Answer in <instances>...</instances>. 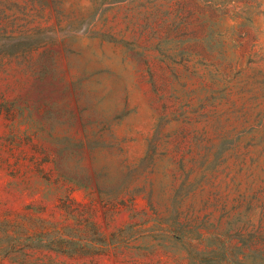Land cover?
<instances>
[{
    "label": "rangeland",
    "instance_id": "obj_1",
    "mask_svg": "<svg viewBox=\"0 0 264 264\" xmlns=\"http://www.w3.org/2000/svg\"><path fill=\"white\" fill-rule=\"evenodd\" d=\"M0 264H264V0H0Z\"/></svg>",
    "mask_w": 264,
    "mask_h": 264
}]
</instances>
